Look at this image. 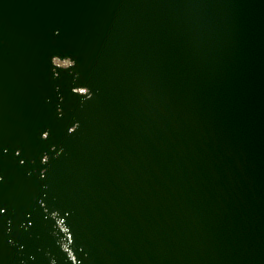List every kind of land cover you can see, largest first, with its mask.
Returning <instances> with one entry per match:
<instances>
[{
    "label": "water",
    "instance_id": "1",
    "mask_svg": "<svg viewBox=\"0 0 264 264\" xmlns=\"http://www.w3.org/2000/svg\"><path fill=\"white\" fill-rule=\"evenodd\" d=\"M0 264H264V0H0Z\"/></svg>",
    "mask_w": 264,
    "mask_h": 264
}]
</instances>
